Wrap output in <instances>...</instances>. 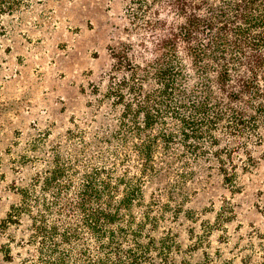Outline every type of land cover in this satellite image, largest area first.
Masks as SVG:
<instances>
[{"label": "rangeland", "instance_id": "374dc122", "mask_svg": "<svg viewBox=\"0 0 264 264\" xmlns=\"http://www.w3.org/2000/svg\"><path fill=\"white\" fill-rule=\"evenodd\" d=\"M52 5L70 31H90L102 71L55 83L56 106L30 126L11 127L3 113L0 264H58L63 255L66 264H87L136 245L156 257L163 250L174 264H242L247 256L264 264V48L259 57L251 51L264 47V30L252 34L261 43L241 48L233 31L217 44V33L200 30L188 43L181 28L191 9L178 0ZM221 5L199 0L194 10L218 34ZM211 45L229 51L214 55ZM165 69L169 79L160 77ZM58 168L63 175L51 181ZM222 169L236 174L228 185ZM87 187L100 196L83 201ZM84 203L113 216L99 244L83 223ZM24 206L18 224L3 225L12 207ZM32 218L58 228L48 247L33 235Z\"/></svg>", "mask_w": 264, "mask_h": 264}, {"label": "crops", "instance_id": "0c3cea01", "mask_svg": "<svg viewBox=\"0 0 264 264\" xmlns=\"http://www.w3.org/2000/svg\"><path fill=\"white\" fill-rule=\"evenodd\" d=\"M52 2L32 3L4 19L5 33L0 36V131L5 111L12 115L11 127L20 128L23 122L30 126L44 108L56 106L52 97L60 95V90L55 83L84 81L85 73L102 71L93 63L97 60L94 53L101 47L90 31H70L58 21L60 15H56ZM16 69L19 74L13 76ZM61 73L69 76L62 78ZM2 140L6 139L0 134Z\"/></svg>", "mask_w": 264, "mask_h": 264}, {"label": "trees", "instance_id": "16d2710c", "mask_svg": "<svg viewBox=\"0 0 264 264\" xmlns=\"http://www.w3.org/2000/svg\"><path fill=\"white\" fill-rule=\"evenodd\" d=\"M28 0H0V35L5 33V27L2 24V18L5 15H13L16 11L20 10L23 6L29 7L26 3ZM184 4V7H188L191 9V13H186V22L181 28L182 38L187 40L188 43H192L193 39H197L198 33L202 30L203 34L209 35L217 33L218 38H213L217 40V44H219L223 40V38L229 34L230 32L235 33L236 45L241 48L242 45H249L252 39H254V43H261L262 40H255L256 37L252 36V34L262 29L264 30V0H220L222 5L219 7L220 13L224 14L222 16V20L218 24H222L223 31L222 34H218V31H215L214 26L211 22H208L206 19H202L196 14V10L198 7L199 0H178ZM204 2L205 0H200ZM221 17V16H219ZM250 35L244 37L245 35ZM205 35V36H206ZM244 37V38H243ZM251 46V51L255 53L254 56L260 54L262 48L259 44H253ZM212 46V45H211ZM224 47V48H223ZM209 50L215 55L219 53H225L229 51V48H225V46L214 45L209 48ZM115 56V54H114ZM259 57V55L257 56ZM221 70L225 73L224 76L228 75L229 68L228 64L221 65ZM169 69H165L161 71L160 77H164L165 79H169ZM167 81V80H165ZM166 92H169L167 86H165ZM149 118V117H148ZM145 149V148H144ZM144 154V151H143ZM252 160V158H250ZM245 169V168H243ZM224 172V184H230L235 178L236 174L234 173L229 176V173L226 169H222ZM63 175L61 168H58L52 175L51 181L53 179H59ZM90 183V182H89ZM108 190V189H107ZM106 190V191H107ZM86 198L84 197L83 201H86L87 198H96L99 197L100 194H97V191L93 189V187H87L85 189ZM132 194H128L126 196L125 202H130V198ZM127 200V201H126ZM81 210L84 213L83 223L87 227L88 231L91 233L93 238L96 240L97 244L101 243L105 236H103L105 226L110 223V217L112 215L105 214L103 209H87V204L84 203L81 205ZM27 211V207H12L11 211L8 213L7 220L3 221V225H11L18 224L19 218ZM219 216L217 220H219ZM113 217V216H112ZM34 219V220H33ZM32 229L34 231L33 235L37 239H41V245L43 248L48 247L52 244L54 238L57 236L58 228H48L44 222H38L35 218H32ZM232 220V219H231ZM230 220V221H231ZM33 236V237H34ZM65 239L68 243L71 242V237L68 234H64ZM152 249L150 247H141L139 245L130 247L128 250L121 254H116L114 258L108 257L107 260H98L95 262H88L87 264H157L155 261L157 257L160 259L161 264H174L167 253L160 250L159 255L156 257L152 254ZM205 259L208 260L207 255ZM249 257H245L242 260V264H249ZM264 260V254H263ZM58 264H66L65 255L60 256L57 259ZM40 264H52L50 260L43 259L40 261ZM226 264H232V262L228 261Z\"/></svg>", "mask_w": 264, "mask_h": 264}]
</instances>
